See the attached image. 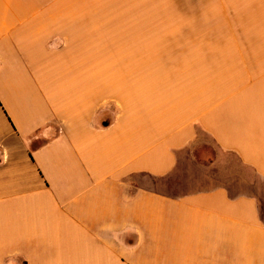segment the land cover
Masks as SVG:
<instances>
[{
    "label": "crops",
    "instance_id": "1",
    "mask_svg": "<svg viewBox=\"0 0 264 264\" xmlns=\"http://www.w3.org/2000/svg\"><path fill=\"white\" fill-rule=\"evenodd\" d=\"M0 264H264V0H0Z\"/></svg>",
    "mask_w": 264,
    "mask_h": 264
},
{
    "label": "rangeland",
    "instance_id": "2",
    "mask_svg": "<svg viewBox=\"0 0 264 264\" xmlns=\"http://www.w3.org/2000/svg\"><path fill=\"white\" fill-rule=\"evenodd\" d=\"M165 13H169L163 9H154V10H144L143 14L141 15V19L143 22H139L136 25H129L126 29L127 35H133L136 36L138 39L141 38L142 40H137L136 42H127L125 44H119L120 49H123L126 52H132L134 50H137L139 52H148L151 51L154 48V45L148 41L149 39H152V37L156 38L162 35L166 34H190V35H198L199 30H201V25L199 24L200 12L198 10L190 11L191 19L195 20V22H192V24L189 27H182L179 23L174 22L175 19H168V22H155L157 19H162L165 15ZM212 13V12H211ZM192 14L195 16L192 17ZM186 17V16H185ZM183 17V18H185ZM168 18V17H167ZM181 27V28H180ZM184 28V29H183ZM182 29V30H180ZM184 30V32H183ZM189 30V31H186ZM194 166V165H193ZM185 167V164H183V168ZM190 166H188L186 172L180 173L179 176H173L174 178H177V181L174 180L172 177L171 179H168V181H171V187H169L168 183H160V189L161 190H168L173 189L174 187H179L182 180L184 178H187L188 180L190 177L191 170L189 169Z\"/></svg>",
    "mask_w": 264,
    "mask_h": 264
}]
</instances>
